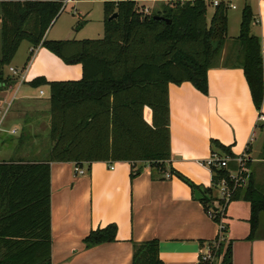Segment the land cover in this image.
I'll use <instances>...</instances> for the list:
<instances>
[{
    "label": "trees",
    "instance_id": "16d2710c",
    "mask_svg": "<svg viewBox=\"0 0 264 264\" xmlns=\"http://www.w3.org/2000/svg\"><path fill=\"white\" fill-rule=\"evenodd\" d=\"M102 1L103 36L82 40L45 39L63 10L61 0L0 2V88L14 83L13 77L4 74V67L22 40L33 48H47L67 64L82 66L77 80L38 77L31 81L33 86H48L51 146L44 160L0 162V264H52L50 162L127 161L131 178L145 165L165 172L170 159L167 85L189 81L207 93V70L227 39L224 2L214 6L208 20L205 0H175L150 13L143 12L140 0ZM252 21V11L244 5L232 64L243 69L252 102L259 110L263 60L259 38L250 30ZM82 24L76 23L74 29ZM32 54L33 49L26 62ZM214 143L221 153L233 155ZM234 166L230 162L228 168ZM167 170L169 176L175 175L199 192L196 199L217 224L230 201L247 200L249 236L253 234L258 215L264 211V193L252 183L251 174L246 185L233 187L227 169L211 167L212 183L206 188L173 168ZM223 178L230 192L227 201L212 195ZM116 230L114 223L91 230L83 239L85 247L115 240ZM223 232L224 227L205 244L217 245L213 261L200 264H230L231 247ZM131 264H163L158 240L134 242Z\"/></svg>",
    "mask_w": 264,
    "mask_h": 264
},
{
    "label": "crops",
    "instance_id": "0c3cea01",
    "mask_svg": "<svg viewBox=\"0 0 264 264\" xmlns=\"http://www.w3.org/2000/svg\"><path fill=\"white\" fill-rule=\"evenodd\" d=\"M172 1L175 0H140L138 4L147 7L150 13ZM219 1L224 2L227 10L235 8L230 0ZM245 1L253 14L250 30L259 38L262 52L260 109L252 102L242 68L232 62H212L207 70V93L200 92L189 81L167 85L170 159L165 172L145 165L131 178L130 162L92 161L80 165L85 174L75 175L74 162H50L52 264H131L133 243L151 239L158 240V255L163 264H197L202 247L219 234V225L224 227L222 236L231 247L230 264H264V211L259 213L256 229L249 236L251 209L247 200L238 197L230 201L217 224L196 199L198 191L175 175L166 176L167 169L173 168L196 185L210 188L212 172L201 162L212 151L222 152L214 143L217 141L233 155L247 153L252 183L264 193V120H258L259 115L264 116V0ZM70 5L83 20L77 31L81 32L93 21L95 24L90 27L96 31L94 36L78 33L73 38H101L103 1L75 0ZM58 17L47 29L45 39L64 37L60 32L66 29L61 23L58 25L61 31H53ZM237 18L240 27L241 14ZM230 20L227 16V33ZM26 42L23 54L18 55L19 44L4 67V74L13 77L14 83L0 88V104L10 102L0 119V162L39 161L48 157L51 146L48 86H33L31 81L38 77L47 81L77 80L82 76L80 63L67 64L47 48H33ZM228 44L229 57L235 53L237 44L226 39L222 47ZM32 49L34 53L26 62ZM9 67L16 68L18 76L11 75ZM259 132L261 141L254 146ZM217 193L212 190L213 197ZM110 223L117 227L115 240L86 248L84 237Z\"/></svg>",
    "mask_w": 264,
    "mask_h": 264
},
{
    "label": "built area",
    "instance_id": "2783aa9c",
    "mask_svg": "<svg viewBox=\"0 0 264 264\" xmlns=\"http://www.w3.org/2000/svg\"><path fill=\"white\" fill-rule=\"evenodd\" d=\"M12 1H23V0H0V2H12ZM73 2H75V0H61L63 7ZM220 2L221 1L219 0H212L211 4L214 7L218 5ZM228 6L234 7L231 4ZM142 10L145 13H149L147 7H143ZM9 71L11 75L18 76V70L16 68L9 67ZM40 94H42V90H40ZM9 106H10V102H5L4 104H0V119L5 115V112L9 108ZM258 120L259 121L264 120V116L259 115ZM13 132L14 130H12V133ZM252 136L253 135H251L250 139H252ZM247 160H248V156L246 152H243L242 154L239 155H229V154H219L217 151H212L209 157L204 161H202L201 163L207 166L209 169H211V167L227 169L228 179L229 181L232 182L233 187H236V186H244L248 182L250 171L246 165ZM230 162H233L235 164L234 168H228ZM109 168L112 169L113 164H110ZM74 171H75V175L85 174V169L78 164L74 165ZM166 176L169 175L166 174ZM227 184H228L227 180L223 178L219 181L216 187V190L218 192V197L225 201H227V199L230 196V192ZM210 214L211 213L209 212V216ZM221 228H223L222 225H219V230ZM214 247H217V245L215 246L204 245L199 255L197 264H200V262L202 263L212 262L214 259V254H213Z\"/></svg>",
    "mask_w": 264,
    "mask_h": 264
},
{
    "label": "rangeland",
    "instance_id": "374dc122",
    "mask_svg": "<svg viewBox=\"0 0 264 264\" xmlns=\"http://www.w3.org/2000/svg\"><path fill=\"white\" fill-rule=\"evenodd\" d=\"M230 1L233 4H235L234 9L228 8V10H227V16L231 17V20L229 22L228 33H227V40H230V42H231L234 40L235 36L238 33L239 27H238L237 22H239L238 21L239 18H237V17H240L242 7L245 3L248 4V1H245V0H230ZM205 2L207 4V10H208L207 16H209V13L213 10L214 7L211 4V0H205ZM61 12H62V14L58 17V20H57V22L53 28L54 32H57V31L60 32L61 30L58 28V25H60V23H61L65 27L66 32H60V34L62 36H64L61 39H77V37L73 38V36L77 35L78 33H80V35H82V36H84V34H86L87 36H94L96 34V31L90 27V26L95 24L94 21L90 22L87 27H85L81 30V32H78L77 30L74 29V26L76 25V23L83 22V20L81 19V17L79 15L74 14L73 7H71L70 4H67ZM94 12H95V8L93 9V13ZM72 17H74L75 19H72ZM75 20H76L75 25L71 26V22H74ZM68 36H71V37H68ZM26 46H27V42L23 40L20 44V47L18 48V55L20 52L23 54V51H24L23 49H25ZM228 47H229V44L226 46L224 45V47H222V49H221L220 54H218L216 56V58H214L213 62L222 63V64L232 62L233 55H235L236 52L231 54L228 57V54H229L228 53ZM234 50H236V49H234ZM45 96H47V94H45ZM261 137H262L261 133L259 132L258 135L256 136V141L254 143V146L257 144V142L261 141ZM262 142L264 144V138H262ZM217 195H218V193H217Z\"/></svg>",
    "mask_w": 264,
    "mask_h": 264
},
{
    "label": "water",
    "instance_id": "95a60500",
    "mask_svg": "<svg viewBox=\"0 0 264 264\" xmlns=\"http://www.w3.org/2000/svg\"><path fill=\"white\" fill-rule=\"evenodd\" d=\"M154 18H160V19H163V20H165L167 23H170V22H171L170 19L165 18V17H163V16H159V15H154Z\"/></svg>",
    "mask_w": 264,
    "mask_h": 264
}]
</instances>
